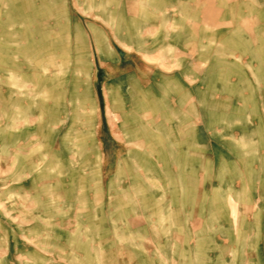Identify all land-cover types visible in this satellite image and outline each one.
<instances>
[{"label": "rangeland", "instance_id": "1", "mask_svg": "<svg viewBox=\"0 0 264 264\" xmlns=\"http://www.w3.org/2000/svg\"><path fill=\"white\" fill-rule=\"evenodd\" d=\"M256 25L264 0H0V264H264ZM106 38L188 97L122 119L111 89L105 122Z\"/></svg>", "mask_w": 264, "mask_h": 264}, {"label": "crops", "instance_id": "2", "mask_svg": "<svg viewBox=\"0 0 264 264\" xmlns=\"http://www.w3.org/2000/svg\"><path fill=\"white\" fill-rule=\"evenodd\" d=\"M162 1L164 3L168 2V1L171 3V1L173 2L176 0H162ZM167 4H169V3H167ZM125 21H126V19H125ZM135 21L137 22L138 20H135ZM140 23H141V21H140ZM256 27H258L257 31L253 27V30H254V33L256 34V37L253 38V36H252V39L249 40L248 45L253 49L252 60L255 62L258 61V63L261 64V68L264 69V49H262L259 46V45H263L261 43H263L264 35H263L262 29L258 25H256ZM245 31L238 29L237 41H236L237 43L239 40H243L242 37H244L243 35H245ZM126 32H127L128 37L127 36L121 37L119 35L120 38H118V39L119 40L130 39L129 38L131 35L130 31L126 30ZM258 32L262 34L261 37L258 34ZM132 38L137 39L138 36L135 35ZM246 41H247V39H246ZM105 42H106V44H109V46L111 47V49L114 53V57H113V59L103 60L100 57V53L98 51V55L101 58V63H102L101 64L102 73L105 74V72L107 70H119L121 68L123 69L124 67H126L128 69V70L127 69L123 70L126 73H122V74L120 73L119 75H117V76L113 77L112 79L106 81L102 85L103 92H102V107L100 110V117L102 119H104L105 122H107L108 124H109L110 118H109V111L107 110V108L109 105H111L110 100H109V91L111 89H112V91H115V90L117 91V92L116 91L114 92V93H116V95L118 93L117 102L114 103V99H112V103L116 109L117 114L122 119L125 118V114H124L125 112L126 113L133 112L135 118L138 119V117H140L139 114H141V112L144 113L145 111H149L151 113L150 118L154 119L155 118V116H153L154 110L156 111L157 114H158L159 108H161L164 112L167 111L168 105H170V103H169L170 99L173 97L171 83H172V85H175V87H177L179 91H181V94H183L185 97H188V94L187 93L185 94L184 84H183L182 80H179V77L174 76V74L168 75V74H166V73H164L158 69L153 70V68L151 67L150 64L147 65V63L146 64L140 63L139 64L140 68L145 69L144 70L145 73H143L142 69H137V68L135 69V67H134V65L139 63L140 60H141V62H143L142 59H144V58H142L143 57L142 55L140 57L141 59H139L138 57L137 58L135 57V60L131 62L132 65H129L131 59L128 56H126L122 51H119V49H118L119 43H115V42L110 43L107 38L105 39ZM246 46L247 45L242 46L241 44L240 45L237 44L236 47L234 46V49L237 50V52H241V51L246 49ZM101 48H102V46H101ZM145 53H147V51H145ZM106 54L108 56L111 55L108 52V50H107ZM126 57L129 58L130 60L125 59ZM187 71H190V70L187 69ZM99 72L100 71L98 70V73ZM102 76H103V74H102ZM127 77H134L137 80L138 85L141 89L142 88L151 89V96H149L145 99L139 100L140 104L144 105V108L143 109L141 108V110L138 111L137 109L139 106L137 105L138 107H136L135 110H136L138 115H135V112L133 111L134 109H133V107H131V105L133 104V101L131 98H129L130 85L127 84L124 80V78H127ZM97 82H98V79H97ZM98 86H99L98 83H97V85L95 83V88H97ZM136 88L137 87H135L134 90H136ZM188 93H189V91H188ZM144 94L146 96V94H147L146 91H144V93H142V96ZM162 116H163L162 118L165 119L164 120L165 122H168V120L170 121L168 114H164ZM159 127L164 128L165 126L163 124H161ZM122 134H123V132H122ZM102 135H104L105 138L101 139V143H102V149L101 150L103 151V155L105 156V154H107L106 152L108 151V148L106 146H109V144H110L109 143L110 133H109V130L108 131L104 130V126L102 129ZM107 138L109 140L106 141Z\"/></svg>", "mask_w": 264, "mask_h": 264}, {"label": "bare ground", "instance_id": "3", "mask_svg": "<svg viewBox=\"0 0 264 264\" xmlns=\"http://www.w3.org/2000/svg\"><path fill=\"white\" fill-rule=\"evenodd\" d=\"M263 38V37H262ZM262 40V39H261ZM262 44V43H261Z\"/></svg>", "mask_w": 264, "mask_h": 264}]
</instances>
